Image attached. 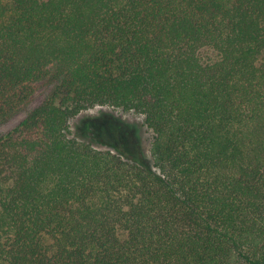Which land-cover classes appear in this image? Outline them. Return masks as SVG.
I'll list each match as a JSON object with an SVG mask.
<instances>
[{
	"label": "trees",
	"instance_id": "obj_1",
	"mask_svg": "<svg viewBox=\"0 0 264 264\" xmlns=\"http://www.w3.org/2000/svg\"><path fill=\"white\" fill-rule=\"evenodd\" d=\"M44 79L0 134V264H264V0H0V122ZM96 106L148 162L72 127Z\"/></svg>",
	"mask_w": 264,
	"mask_h": 264
},
{
	"label": "rangeland",
	"instance_id": "obj_2",
	"mask_svg": "<svg viewBox=\"0 0 264 264\" xmlns=\"http://www.w3.org/2000/svg\"><path fill=\"white\" fill-rule=\"evenodd\" d=\"M50 87L51 84L45 79L35 82L34 91L25 108L19 110L7 120L0 122V134H5L22 122L28 110L37 106L44 99L46 94L50 91ZM84 119L96 122L100 125H105L109 127V129L114 130L115 133L113 135L117 143L122 145L127 152L140 158L144 163L148 162L150 158L152 132L144 124L142 114L133 110H123L121 108L109 106H96L92 109L83 111L75 119H72V127L80 129L81 122ZM75 125L80 126L75 127Z\"/></svg>",
	"mask_w": 264,
	"mask_h": 264
}]
</instances>
